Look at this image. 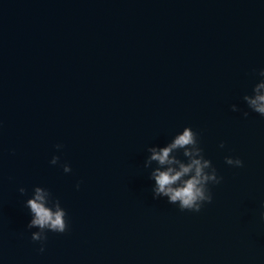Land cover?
Listing matches in <instances>:
<instances>
[{
	"label": "water",
	"instance_id": "obj_1",
	"mask_svg": "<svg viewBox=\"0 0 264 264\" xmlns=\"http://www.w3.org/2000/svg\"><path fill=\"white\" fill-rule=\"evenodd\" d=\"M261 68L264 0H0V264H264ZM185 126L222 177L199 212L144 167ZM34 186L69 223L43 252Z\"/></svg>",
	"mask_w": 264,
	"mask_h": 264
},
{
	"label": "clouds",
	"instance_id": "obj_2",
	"mask_svg": "<svg viewBox=\"0 0 264 264\" xmlns=\"http://www.w3.org/2000/svg\"><path fill=\"white\" fill-rule=\"evenodd\" d=\"M260 79L253 85L252 94H245L243 100L248 108L255 113L264 116V68L258 72ZM233 111H237L235 104L231 105ZM248 115L247 112L244 113ZM57 150L63 146L55 145ZM224 147V142H220ZM182 151L184 159L177 156ZM149 155L144 161V167L152 168L150 178L155 181L152 188L153 198L166 197L168 203L178 205L180 210L199 212L205 203H211L212 192L210 184H219L222 177L212 162L204 155L200 146L198 133L190 126H185L182 131L175 134L172 139L163 146L151 145L147 148ZM225 163L234 167H243V161L239 157L225 156ZM50 164H60V157L52 155ZM65 173L71 172L67 163L60 164ZM79 188V183L76 185ZM18 191L24 194L26 189L20 187ZM25 206L30 210L31 219L27 224L28 229L36 228L31 232V240L40 242L39 251H44V242L47 240V232L64 233L69 228L66 219V210L61 206L58 198H54L51 192L41 186H34L31 196L25 201ZM264 209V200L261 201ZM260 218L264 221V211Z\"/></svg>",
	"mask_w": 264,
	"mask_h": 264
}]
</instances>
